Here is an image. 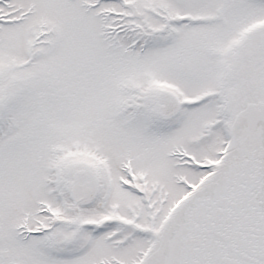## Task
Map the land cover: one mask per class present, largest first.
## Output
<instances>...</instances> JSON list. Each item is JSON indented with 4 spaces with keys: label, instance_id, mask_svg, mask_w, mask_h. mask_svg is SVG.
Returning a JSON list of instances; mask_svg holds the SVG:
<instances>
[{
    "label": "snow or ice",
    "instance_id": "snow-or-ice-1",
    "mask_svg": "<svg viewBox=\"0 0 264 264\" xmlns=\"http://www.w3.org/2000/svg\"><path fill=\"white\" fill-rule=\"evenodd\" d=\"M0 264H264V0H0Z\"/></svg>",
    "mask_w": 264,
    "mask_h": 264
}]
</instances>
